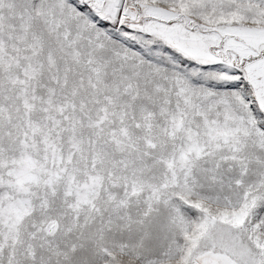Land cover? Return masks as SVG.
<instances>
[{
	"label": "snow or ice",
	"instance_id": "1",
	"mask_svg": "<svg viewBox=\"0 0 264 264\" xmlns=\"http://www.w3.org/2000/svg\"><path fill=\"white\" fill-rule=\"evenodd\" d=\"M0 264H264V0H0Z\"/></svg>",
	"mask_w": 264,
	"mask_h": 264
}]
</instances>
